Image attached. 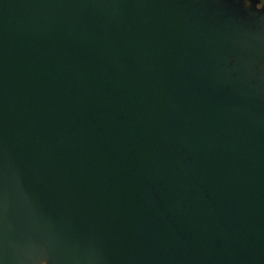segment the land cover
Returning a JSON list of instances; mask_svg holds the SVG:
<instances>
[{"label":"water","instance_id":"water-1","mask_svg":"<svg viewBox=\"0 0 264 264\" xmlns=\"http://www.w3.org/2000/svg\"><path fill=\"white\" fill-rule=\"evenodd\" d=\"M0 264H264L263 11L0 0Z\"/></svg>","mask_w":264,"mask_h":264},{"label":"flooded vegetation","instance_id":"flooded-vegetation-1","mask_svg":"<svg viewBox=\"0 0 264 264\" xmlns=\"http://www.w3.org/2000/svg\"><path fill=\"white\" fill-rule=\"evenodd\" d=\"M246 6H254L256 9L262 10L264 14V0H244Z\"/></svg>","mask_w":264,"mask_h":264}]
</instances>
